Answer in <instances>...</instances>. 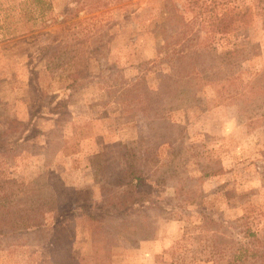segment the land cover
I'll return each mask as SVG.
<instances>
[{
    "label": "rangeland",
    "instance_id": "rangeland-1",
    "mask_svg": "<svg viewBox=\"0 0 264 264\" xmlns=\"http://www.w3.org/2000/svg\"><path fill=\"white\" fill-rule=\"evenodd\" d=\"M261 4L0 0V264H213L215 234L264 238ZM233 7L249 23L212 32Z\"/></svg>",
    "mask_w": 264,
    "mask_h": 264
},
{
    "label": "trees",
    "instance_id": "trees-1",
    "mask_svg": "<svg viewBox=\"0 0 264 264\" xmlns=\"http://www.w3.org/2000/svg\"><path fill=\"white\" fill-rule=\"evenodd\" d=\"M44 2V0H38ZM261 13L264 16V4H261ZM252 11L250 9H243L241 7L227 8L222 14L215 15L210 24L213 27L212 32L220 34H228L231 31H237L241 27L246 26L251 18ZM239 53L238 49H229L218 54L219 57L224 58L225 63L236 62V55ZM184 57V56H183ZM233 58V61H230ZM165 87L162 83V88ZM142 182V178L132 179L127 182V185L138 186ZM90 217L93 215H89ZM246 228L243 232V240L230 241L228 243L221 242L219 235L215 234L212 239L214 240L212 257L210 259L213 264H264V238H260L246 222ZM218 255V258H216ZM98 264V263H96Z\"/></svg>",
    "mask_w": 264,
    "mask_h": 264
}]
</instances>
